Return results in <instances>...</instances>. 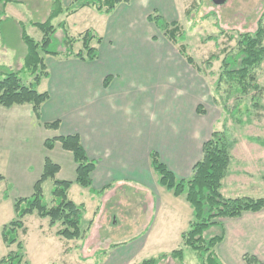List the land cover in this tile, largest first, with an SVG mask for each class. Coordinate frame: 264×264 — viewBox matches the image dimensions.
<instances>
[{
	"label": "rangeland",
	"instance_id": "obj_1",
	"mask_svg": "<svg viewBox=\"0 0 264 264\" xmlns=\"http://www.w3.org/2000/svg\"><path fill=\"white\" fill-rule=\"evenodd\" d=\"M130 1L135 3V0H129L124 4ZM50 2L51 0H11L6 5L5 14L0 15V78L9 70L17 71L23 68L26 46L20 38L19 23L30 36L40 39L41 31L31 22L44 21L47 18ZM149 6L147 14L157 11L164 14L168 21H176L179 24L186 52L201 69L197 71L180 55L178 45L181 42L173 44L154 24L148 25V38L152 41L153 51L159 58L164 57L168 68L173 70L167 77L163 90L156 88V85L153 87L157 91L153 102L164 103L173 108H185L190 105L193 112L197 106H201L204 112L200 115L217 118L213 130L224 129L232 141L230 153L234 157V175L251 176V185H261L259 193L250 192V187L237 190V193L264 197V62L254 70L259 89L242 94L236 87H229L225 83L219 89L216 87L223 52L236 51L238 33L253 32L256 29L258 19L264 14V0H226L220 6L214 5L211 0H151ZM1 8L0 3V10ZM115 15L113 11L100 15L95 9H84L67 18V29L72 36H78L87 29L104 36L108 33L107 24L113 21ZM57 20L58 18L53 23L57 24ZM140 23H145V20L142 18L135 22L138 25ZM55 36L57 40H54L53 47L63 50L60 44L61 29ZM80 47L81 44L77 42L74 49L78 50ZM212 54H218L220 60H213L211 66H207L205 61ZM60 57L65 58L62 55ZM121 61L119 57L113 65L125 66ZM161 69V62L155 63L152 60V75H158L157 71ZM29 73L28 70L20 72L24 83L33 80ZM38 90L47 91L44 80ZM22 108L24 107L20 105H0V259L10 249L16 248L15 245L8 248L4 244L1 238L2 227L16 218L15 199L27 197L32 193L33 183L42 171L41 155L44 152L41 139L53 134H44L36 124H30L27 130L21 128L20 122L26 119L25 113H21ZM106 110L110 120L118 114L107 108ZM175 113L177 111L173 112L174 116ZM125 114L126 117L116 116L120 117L117 118L118 122L126 124L127 132L137 129L140 139L152 140L154 129L165 131V123L162 121L166 118L159 119L157 116L152 122L143 112L134 108ZM156 120L160 124H157ZM22 130L23 134L26 132L23 139ZM154 134L159 136L160 133ZM61 150L60 147L54 149L49 157L58 161ZM62 165L63 170H66L63 162ZM153 174L157 180L156 174ZM156 186L159 192H167L164 186L158 183ZM52 187L51 178L43 182L44 199L47 203L52 197ZM114 188L115 193L110 190L105 193V198L90 195L89 189L76 183L69 189L68 197L71 200L85 204L86 211L81 226L85 228L91 219L94 221L88 236L84 240H78L80 245L77 241L71 245L63 243L55 234L56 227L49 226L48 218L39 217L36 212L25 215L22 220L26 232L17 231L18 238L24 245V264H105L116 258L123 260L122 253L139 244L146 231L150 232V236L145 246L126 264H139L145 258L156 257L161 252H170L176 248H183L184 264H199L194 251L185 247L181 238H171L159 245L152 235V200H158V194L152 186L148 190L141 185L128 187L119 183L114 185ZM220 230V226L214 225L204 231L203 235L210 237L218 234ZM110 245L112 247L107 248ZM119 264L125 263L121 261ZM160 264L183 263L169 257Z\"/></svg>",
	"mask_w": 264,
	"mask_h": 264
},
{
	"label": "crops",
	"instance_id": "obj_2",
	"mask_svg": "<svg viewBox=\"0 0 264 264\" xmlns=\"http://www.w3.org/2000/svg\"><path fill=\"white\" fill-rule=\"evenodd\" d=\"M70 1L63 0V3L65 5ZM150 3L151 0H135V3L130 1L116 6L113 10L116 15L113 21L107 24L108 33L101 36L102 41L97 45L99 52L97 59L84 61L74 56L65 58L60 55L46 56L49 75L43 78L39 85L45 81L49 98L42 104L39 120L35 117L30 104H21L20 107H24L21 113H25L26 119L20 123L21 128L26 130L30 124H36L44 134L53 132L51 137L54 134L58 136L77 133L86 154L96 162L91 173L92 187L99 190L109 185L102 194H98L100 197L105 198V193L114 191V185L119 183L128 187L141 185L144 189L152 186L158 194V200H152L151 230L161 245L171 238L180 240L181 233L187 229L192 218V208L184 195L174 196L168 190L159 192L154 171L150 167L149 153L152 150L158 152L161 161L176 178H189L194 164L202 156V145L210 137L217 118L200 115L197 107L193 112L190 105L185 108H173L164 103L153 102V96L157 93L153 87L156 85V88L163 90L167 77L173 70L168 68L164 57L161 59L156 56L152 49V41L148 38L147 26L153 25L147 18L149 14L146 13L152 6H149ZM88 8H82L78 12ZM78 12L66 18L63 15L59 16L57 21L65 18L67 25V18ZM142 18L145 23L135 24ZM119 57L125 66L113 65ZM152 60L162 64V69L157 71L158 75H152ZM106 77L110 79L105 86ZM106 108L118 113L116 116L120 117H126L125 113L134 108L143 112L152 122L157 116L159 119L166 118L162 121L165 123V131L154 129L152 140L140 139L137 129H132L131 132L125 130L126 124L122 125L117 120L120 117L114 116L110 120ZM174 111H177L175 116ZM55 120H59L57 129H49L44 125ZM157 124L160 123L157 121ZM155 132L160 133L159 136H156ZM25 134L22 130L21 139ZM46 138L48 136L41 139L44 152L41 155V169L44 157L49 156L54 149L61 148L60 143L56 142L52 149L47 150L44 147ZM233 158L231 153L228 169L222 179L220 189L222 195L249 196L237 193V190L246 187L252 189L250 192L259 193L261 185H251V176L234 175L233 171L236 170H233ZM55 162L60 165L57 173L59 179L74 180L76 165L71 152L62 149L58 161ZM62 162L66 170H63ZM88 192L92 196L96 195L89 190ZM222 224L225 236L216 246V253L224 264H245L242 258L245 253L257 256L264 263V209L244 212L234 218H223ZM149 236L150 232L146 231L139 244L122 253L123 260L116 258L105 264L131 262L135 254L145 246ZM72 242L74 241L65 244L71 245Z\"/></svg>",
	"mask_w": 264,
	"mask_h": 264
},
{
	"label": "trees",
	"instance_id": "obj_3",
	"mask_svg": "<svg viewBox=\"0 0 264 264\" xmlns=\"http://www.w3.org/2000/svg\"><path fill=\"white\" fill-rule=\"evenodd\" d=\"M10 1L0 0L2 5L0 15L5 14L6 5ZM128 1L71 0L64 5L63 0H51L47 18L44 21L31 22L42 33L38 40L30 36L25 27L19 23L21 26L20 38L26 46L23 68L17 71L9 70L0 78V105L10 107L28 103L39 120L42 104L49 98L48 91H40L37 88L40 81L49 75L45 57L48 55L74 56L84 61H93L98 57L97 45L102 41V37L92 29H87L78 36L70 35L65 18L85 7L93 8L101 14H109L118 4ZM62 15L65 18L54 24V19ZM263 15L258 19L253 32L238 33L235 52L224 51V57L221 60L218 54H212L205 61L207 66H211V61L220 60L219 75L216 80L217 89L224 83L229 87H236L242 94H248L252 89H259L254 70L264 62ZM147 18L163 32L170 42L175 45L181 42L178 45L180 55L197 71H201L193 57L187 54L186 45L182 43L183 33L176 21H168L157 11L149 13ZM59 29L62 31L60 44L63 50H57L52 45L54 40H57L55 34ZM77 42L81 44V47L75 50L74 46ZM24 70H28L33 77L29 83H24L20 77V72ZM109 79L110 77L105 78V86ZM197 112H204L201 106H197ZM44 125L57 129L59 120L47 122ZM56 142L60 143L62 149L71 152L76 165L75 178L74 180L56 178L60 165L49 156L44 157L42 172L33 183L32 193L27 197L15 199L16 218L2 227V241L8 248L13 245L16 248L10 249L0 259V264H24V245L18 238L17 231L26 232L22 218L27 214L36 212L39 217L48 218L49 226L56 227L55 234L64 243L84 240L88 236L93 219L88 222L87 227L81 226L86 211L85 204L71 200L68 197V191L72 184L76 183L89 189L92 194L98 195L108 189L109 185L99 190L92 187L91 173L95 169L96 162L86 154L77 133L48 137L44 140V147L50 150ZM231 145L232 141L225 134L224 129H214L210 137L203 143L202 156L194 164L192 175L187 179L176 178L161 161L158 152L152 150L149 153L150 167L157 176V183L171 191L174 196L184 195L192 208V218L187 229L180 236L182 244L194 251L199 264H224L216 253V246L225 236L223 218H234L244 212H257L264 209V197H225L222 195L220 189L230 163ZM48 178L53 180L52 197L49 203L45 201L43 193V182ZM214 225L221 227L220 232L205 237L204 231ZM183 254V248H176L170 252H162L156 257L145 258L139 264H160L161 261L169 257L184 264ZM242 258L245 264H264L253 254L245 253Z\"/></svg>",
	"mask_w": 264,
	"mask_h": 264
},
{
	"label": "water",
	"instance_id": "obj_4",
	"mask_svg": "<svg viewBox=\"0 0 264 264\" xmlns=\"http://www.w3.org/2000/svg\"><path fill=\"white\" fill-rule=\"evenodd\" d=\"M211 1L216 6L223 5L226 2V0H211Z\"/></svg>",
	"mask_w": 264,
	"mask_h": 264
}]
</instances>
